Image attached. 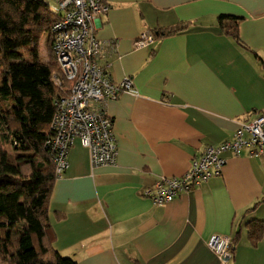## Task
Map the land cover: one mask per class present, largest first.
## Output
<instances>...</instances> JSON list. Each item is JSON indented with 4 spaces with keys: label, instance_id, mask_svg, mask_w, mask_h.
I'll return each instance as SVG.
<instances>
[{
    "label": "crops",
    "instance_id": "0c3cea01",
    "mask_svg": "<svg viewBox=\"0 0 264 264\" xmlns=\"http://www.w3.org/2000/svg\"><path fill=\"white\" fill-rule=\"evenodd\" d=\"M107 3L96 35L115 46L99 63L115 82L130 78L138 95L106 103L114 164L93 167L75 141L51 196L55 250L78 264H220L208 242L226 235L235 239L232 264H264V237L254 241L248 228L264 221V153L224 152L222 175L164 205L145 196L264 112V0ZM221 14L243 18V45L218 27ZM180 23L189 26L136 45L142 33Z\"/></svg>",
    "mask_w": 264,
    "mask_h": 264
},
{
    "label": "trees",
    "instance_id": "16d2710c",
    "mask_svg": "<svg viewBox=\"0 0 264 264\" xmlns=\"http://www.w3.org/2000/svg\"><path fill=\"white\" fill-rule=\"evenodd\" d=\"M242 21L230 14L217 18L222 32L240 45ZM56 22L49 0H0V264H78L55 250L49 216L57 177L47 141L65 95L53 80L60 73L53 51ZM188 26L151 33L157 39ZM44 35L47 61L40 48ZM248 228L254 241L264 237V221H250Z\"/></svg>",
    "mask_w": 264,
    "mask_h": 264
},
{
    "label": "built area",
    "instance_id": "2783aa9c",
    "mask_svg": "<svg viewBox=\"0 0 264 264\" xmlns=\"http://www.w3.org/2000/svg\"><path fill=\"white\" fill-rule=\"evenodd\" d=\"M57 22L52 28L53 51L60 73L54 75L56 87L64 97L53 117L52 135L47 141L56 177L62 178L69 169V153L75 141L90 151L93 167L111 165L118 156L113 122L106 112V103L122 93L138 95L132 80L115 82L106 65L99 63L106 48H114L96 35L95 21L106 14L107 0H55ZM152 33L144 32L137 42L145 47L154 42ZM248 149L251 155L264 153V113L235 132L230 141L210 146L181 177H161L145 192L155 205L172 202L181 193L190 191L222 175L226 160L224 152L240 155ZM208 245L220 264H232L234 242L231 236L213 235Z\"/></svg>",
    "mask_w": 264,
    "mask_h": 264
},
{
    "label": "rangeland",
    "instance_id": "374dc122",
    "mask_svg": "<svg viewBox=\"0 0 264 264\" xmlns=\"http://www.w3.org/2000/svg\"><path fill=\"white\" fill-rule=\"evenodd\" d=\"M50 3H51V6L53 7L55 5V0H49ZM46 39H47V35H44L42 40H41V43H40V48H41V56L43 58V60L47 61L49 60V55H48V52H47V45H46ZM2 82V75L0 73V84Z\"/></svg>",
    "mask_w": 264,
    "mask_h": 264
}]
</instances>
